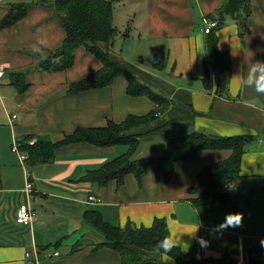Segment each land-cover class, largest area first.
<instances>
[{
	"label": "crops",
	"instance_id": "obj_1",
	"mask_svg": "<svg viewBox=\"0 0 264 264\" xmlns=\"http://www.w3.org/2000/svg\"><path fill=\"white\" fill-rule=\"evenodd\" d=\"M42 1L44 5L39 0L0 4V24L12 5H29L23 19L0 27V68L5 73L0 80V264H120L115 251L96 248L104 236L84 219V213L93 210L119 227L132 223L149 228L155 219H164L170 243L182 252L197 247L200 258L220 259L227 253L243 264L249 248L260 246L264 261V194L243 203L240 225L227 229L219 225L231 215L230 207L192 203L199 173L228 159L229 150H203L190 162H177L168 183L157 181L150 168L140 183L133 175L120 185L114 180L104 186L80 181L125 154L124 146L76 142L57 149L50 163L25 166L12 150L14 144L59 142L77 128H102L108 121L118 125L155 108L144 96H128V82L122 77L106 88L69 94L70 85L101 68L84 48L75 50L70 69L42 70L41 62L61 48L66 36L50 7L53 0ZM113 1V26L119 35L109 53L111 62L171 102L157 119L125 133L138 137L134 159L164 156L168 140L180 134L246 137L239 177L224 190L245 193L263 186L264 95L255 92L253 76L258 78L264 62V0H247L249 14L243 11L241 19L213 30L218 51L230 56L227 97L216 95L214 85L208 90L203 84L207 36L202 29L204 18L218 24L211 15L230 0ZM125 31L127 37L122 36ZM236 77L245 83L240 85ZM27 181L33 184L30 194L25 192ZM90 196L99 202L89 203ZM22 205L32 210L30 226L15 221ZM54 252L58 256L48 257Z\"/></svg>",
	"mask_w": 264,
	"mask_h": 264
},
{
	"label": "trees",
	"instance_id": "obj_2",
	"mask_svg": "<svg viewBox=\"0 0 264 264\" xmlns=\"http://www.w3.org/2000/svg\"><path fill=\"white\" fill-rule=\"evenodd\" d=\"M113 3V0H53L50 7L59 16L66 36L61 48L44 59L40 68L45 71H66L74 64L75 50L84 48L101 63V68L85 79L70 85L69 94L75 96L84 91L106 88L116 78L122 77L128 82L126 90L128 96H144L155 104V108L142 117L130 116L118 125L108 121L102 128H77L59 142L39 140L32 145L22 143L18 149L20 154L26 155L23 163L28 168L50 163L54 160L57 149L76 142H85L99 148L124 146L127 148L125 154L97 170L87 172L80 181L94 186H104L114 180L120 185L126 176L133 175L140 183L150 168L157 181L168 183L174 175L177 162H190L203 150H229L231 155L228 159L210 165L199 173L197 186L191 190L195 195L192 203L196 207L223 204L230 207L231 215L240 214L243 203L250 204L256 195L264 194V185L247 190L245 193L232 194L224 190L225 186L231 185L239 177L241 158L248 138H220L201 132L180 134L168 140L164 156L134 159L139 146L138 137L125 133L157 119L167 110L171 102L165 95L141 83L126 69L115 67L111 62L109 53L113 41L119 35V31L113 26ZM39 4L45 3L39 0ZM28 8L27 4L12 5L0 24L1 29L23 19ZM243 11L246 15L250 13L247 0H230L211 15L210 19L217 20L218 27L226 21L241 19L244 15ZM122 36L127 37L128 31ZM206 36L207 59L204 62L203 84L208 90L214 85L216 95L227 97L231 78L230 56L227 52L218 51V40L213 31ZM163 63L164 60H161L157 67H161ZM15 78H18V75ZM20 81L19 78L15 82L16 85ZM84 219L104 236V242L98 244L96 248L106 247L115 251L120 256V264H237L227 253L220 259L207 260L198 257L197 247L191 248L188 252H182L175 246L166 252L158 248V244L165 239L170 243L169 231L164 219H155L149 228L137 227L132 223H127L124 227L112 226L94 210L85 212ZM163 258L167 261L165 262ZM243 264H264L261 247L249 248L247 262Z\"/></svg>",
	"mask_w": 264,
	"mask_h": 264
},
{
	"label": "built area",
	"instance_id": "obj_3",
	"mask_svg": "<svg viewBox=\"0 0 264 264\" xmlns=\"http://www.w3.org/2000/svg\"><path fill=\"white\" fill-rule=\"evenodd\" d=\"M3 2V0H0V4ZM217 23L214 21H209L206 18L203 19V29L202 32L206 35L211 33L214 29L217 28ZM3 76H5L4 71L0 68V80L3 78ZM15 118V116L13 117ZM263 118H264V112H263ZM12 150L19 154V157L21 159L22 162H24V160L26 159V155L25 154H20L18 146L17 145H13ZM33 190V184L30 181H27L26 186H25V192H27V194H30ZM87 201L91 204L93 203H98L99 199L95 198L94 196H90L88 197ZM32 210L30 209V207L28 205H22L19 209L18 212L16 214V223L19 225H23V226H30L32 224ZM56 257L58 256V253L54 252L51 255H48V257ZM26 258L30 257V254L27 253L25 254Z\"/></svg>",
	"mask_w": 264,
	"mask_h": 264
},
{
	"label": "clouds",
	"instance_id": "obj_4",
	"mask_svg": "<svg viewBox=\"0 0 264 264\" xmlns=\"http://www.w3.org/2000/svg\"><path fill=\"white\" fill-rule=\"evenodd\" d=\"M260 72L258 75V78L254 75L253 79H256V86H255V92L257 94L264 95V62H261L259 65ZM255 68L253 69V73L255 74ZM240 85H242L243 82L239 77L235 78ZM248 83H251V79L248 81ZM241 215L240 214H234V215H228L223 223L219 225L220 228L222 229H227L228 227H236L240 225L241 223ZM201 246H206V242L204 240L199 241ZM175 245L169 243L167 239L164 241L160 242L158 244V248L162 249L163 251H170L172 247Z\"/></svg>",
	"mask_w": 264,
	"mask_h": 264
}]
</instances>
